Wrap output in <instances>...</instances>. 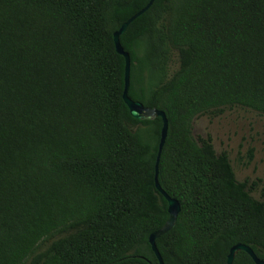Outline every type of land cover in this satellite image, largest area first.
I'll use <instances>...</instances> for the list:
<instances>
[{
    "label": "trees",
    "instance_id": "obj_1",
    "mask_svg": "<svg viewBox=\"0 0 264 264\" xmlns=\"http://www.w3.org/2000/svg\"><path fill=\"white\" fill-rule=\"evenodd\" d=\"M147 2L0 0V264H159L162 120L130 115L113 43ZM119 42L128 96L167 118L157 179L180 210L163 263L226 264L237 243L264 260V186L192 133L202 114L264 115V0H154Z\"/></svg>",
    "mask_w": 264,
    "mask_h": 264
},
{
    "label": "rangeland",
    "instance_id": "obj_2",
    "mask_svg": "<svg viewBox=\"0 0 264 264\" xmlns=\"http://www.w3.org/2000/svg\"><path fill=\"white\" fill-rule=\"evenodd\" d=\"M175 65L174 61L172 68ZM192 133L195 137L209 135L217 153L227 152L238 181L250 183L260 179L251 191L255 198H260V188L264 186L263 114L239 106L217 115L202 114L193 118Z\"/></svg>",
    "mask_w": 264,
    "mask_h": 264
},
{
    "label": "water",
    "instance_id": "obj_3",
    "mask_svg": "<svg viewBox=\"0 0 264 264\" xmlns=\"http://www.w3.org/2000/svg\"><path fill=\"white\" fill-rule=\"evenodd\" d=\"M154 0H148L146 5L142 7L140 10H138L136 13H134L132 16H130L127 20H125L117 30L113 32V43L114 47L117 53L123 55L125 59V83H124V90L122 94V98L124 103L127 105L129 109V113L132 117L140 120H152L156 117H160L162 120V126L160 130V137L158 141V146H157V153H156V160H155V174H154V185L155 188L159 193L163 195V197L167 201V212H168V217L165 221V223L157 230L153 231L150 233L148 237V241L151 245V248L153 252L155 253L159 264H164L162 261V258L159 254V251L156 247L155 240L159 236L163 235L164 233L168 232L170 229L173 228L176 222V217L177 214L180 210V204L179 202L175 199L170 197L159 185L158 179H157V174H158V162L161 154L162 147L165 142L166 138V133H167V118L162 110H159L155 107H147L144 106L141 102L132 100L128 94V86H129V65H130V59H129V54L123 49L119 42V36L124 32L126 27L131 23L135 18L140 16L142 13H144L153 3ZM238 250H243L245 251L253 260L255 264H264V260L257 257V255L253 252V250L243 244V243H237L233 246L230 247L229 252L226 257V264H232L233 258L235 253Z\"/></svg>",
    "mask_w": 264,
    "mask_h": 264
}]
</instances>
